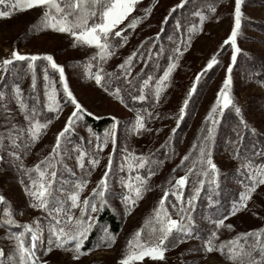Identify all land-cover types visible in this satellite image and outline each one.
Returning <instances> with one entry per match:
<instances>
[{"label": "rangeland", "instance_id": "1", "mask_svg": "<svg viewBox=\"0 0 264 264\" xmlns=\"http://www.w3.org/2000/svg\"><path fill=\"white\" fill-rule=\"evenodd\" d=\"M138 3H140L138 13L144 16L134 15L140 17L139 22L125 33L121 32V36L127 37L126 42L119 46L113 44L112 55L105 60H101L97 55L99 50L95 46L80 44L74 46V38L70 34L44 28L40 24L42 13L45 10L43 7H33L27 10L17 9L9 17H0V61L10 58L13 50L29 57L36 55L39 57L37 60H44L45 55H51L54 61L63 67L65 82L69 90L85 109L80 114L81 118L76 120L66 134V138L63 139L59 149L60 155L53 154L54 170L57 172L54 188L64 189L63 192L57 191L56 195L66 202V210H70L74 216H79L80 212L77 208L67 207L70 205V201H67V194L72 191L76 181L83 178L88 183L80 193L81 200L84 197L91 199L89 194L107 170L106 165L111 154V169L107 177L109 188L105 199L117 211L122 225V231L112 245L101 247V242L98 240L91 247L82 248L83 255H80L78 259L73 258L72 242H69L65 248L53 247L51 251H47L49 247L47 241L50 236L49 224L54 221L49 215V211L31 206L32 200L25 191V185L31 187L29 176L35 179L37 174L35 172L27 173L26 170L49 155L55 144L56 134L64 127L67 118L75 108L70 99L66 98L63 85H55V80L49 76L46 80L48 87H45V90L51 92L53 88L55 89L59 109L55 112L48 109L54 115L57 114L54 121L46 119L45 112L41 113L36 110V119L41 123H46L47 127L42 129L39 138L29 145V133L27 132L29 122L24 119V112L16 103L13 88L14 85L20 87L24 100L23 85L16 77L14 80L13 78L11 81L5 79L1 82V77L16 61L14 60L6 67L0 65V92L4 93V98L0 99V137H3L2 146H0V195L5 197V202H1L0 210V250H3L5 255L0 256V264H8V257L15 251V242L7 238L9 232L23 231L24 224L33 228L39 224L41 239L37 244L36 255L46 264H120V260L127 250L128 240L132 238L137 229L143 228L142 238L144 240L149 238L148 234L146 235L144 232L147 228L144 222L155 215L153 210L158 206L165 190H168L169 195L165 198L164 207L173 219H178L176 207L173 205H176L177 202L181 203L182 199L177 201L173 192H178L182 197V190L187 184V175L184 172L176 173L171 179L168 171L172 164L167 162V159L159 164L154 163V159L150 158V153L160 147L163 140L173 135L180 127L182 131L177 132L176 138L178 156L185 151L198 123L208 117V113L212 111V106L216 103L217 95L226 76H230L231 84L228 91L235 106L240 108V117L237 116L235 108L231 105L224 108L223 112L215 111L211 117V120L215 119L216 121L215 124L212 123L213 135H215L216 129L221 128L220 123H223L218 146L215 151L211 152L212 159L217 165L219 173L228 169L232 171L231 175L222 179L225 185L229 184V190L232 189L235 192L228 200L226 220L234 227L243 229L257 228L264 223V185L257 187L246 207L235 215H229L233 203L238 201L239 194L244 191L245 185L249 181L244 169L240 167L243 157L240 156L237 159L235 152L227 148V145L236 136V133L233 134L234 128L232 127H236L241 119L247 122L250 127L264 131V70L262 69V67L264 68V0H242L241 26L236 37L240 51L237 53L235 61H232L231 58V42L224 43L234 23V0H184L183 5L180 4V0H137L135 6ZM212 8H215V11H212ZM0 10H3L2 5H0ZM175 10L179 12L175 22L182 23L183 26L182 44L180 43L178 46L180 52L175 55L172 52L169 55L168 64L175 63L176 67L170 73L169 79L164 81L167 87L163 89L159 100L156 99L157 107L144 114L146 130L137 134L131 132L130 129L139 113L128 106L125 101L121 103L119 99L111 95L113 90L105 91V86L97 85L94 76L98 69L103 71L105 67L123 60L135 51L140 42L151 33L156 32L161 22ZM197 13L205 17L203 23ZM131 21L124 20L114 30L122 28L125 31L129 28L128 25ZM38 25L39 27H37ZM193 26L197 29L195 32L191 30ZM213 56L216 57L217 62L210 68L206 67ZM140 59L142 60L143 56ZM256 60L262 66L258 65ZM24 61L29 64L28 60ZM36 61H33L32 64ZM229 64L232 65L230 73L228 72ZM48 65L50 64L48 63ZM167 66L164 70L167 69ZM57 73L59 76L58 70ZM197 77L199 78L197 79ZM194 83L195 88L193 89ZM190 90L191 95L189 96ZM120 95L122 96L121 92ZM185 99L188 100L187 105L189 104L188 122L180 124L186 114L184 112L182 117L179 114V109L182 106L186 107L183 103ZM47 102L46 100V104ZM219 107L220 105L217 106V109ZM226 109L233 113L237 121L227 118ZM28 110L31 113L32 107ZM86 116L95 119L109 117L112 123L114 122L112 118L115 117L118 122L115 144L113 145L109 140L102 151L98 150L97 140H91L90 135H87V128L81 123V119ZM13 125L16 127L13 128ZM21 129L23 132L20 131ZM9 130L13 134L19 135L17 140L19 146L11 144L8 139ZM84 140L87 141L85 144H83ZM100 140L102 142L103 138ZM78 149L88 153L84 158L83 168L78 166L75 158ZM125 149L137 155L148 156V164L144 168L129 172L124 160ZM13 151L18 154L19 159L11 155ZM91 158L99 160L95 167L88 162ZM173 163H176V160ZM260 164H264V160ZM122 166H124L123 170ZM149 169L154 172V175L150 177L148 176ZM137 172L141 176L147 177L148 190L143 193L141 199L136 201L135 205H125L122 196L127 194V189L122 186L121 180H126L129 176L134 178ZM74 174L77 177L73 176ZM180 176H186L183 187L175 186V181ZM96 203L99 205L98 198ZM55 206L53 201L50 209ZM5 207L11 211L12 217L16 221L15 225L5 226L3 224L5 218L3 209ZM88 211L91 213L90 209ZM97 213L98 211L91 215L96 219ZM53 215H59L63 219L62 214L53 213ZM207 217L210 228L216 230L212 221L217 218H214L213 214H207ZM231 230L221 227L218 230L219 239L223 240L227 231ZM202 235V231L197 234L191 231L190 236L182 238V241L176 243L175 246L168 245L164 260H153L146 257L136 264H230L226 257L219 252L207 253L203 250L202 243L205 239L201 238ZM26 237L30 240V236L26 234ZM85 240L86 238L83 244Z\"/></svg>", "mask_w": 264, "mask_h": 264}, {"label": "snow or ice", "instance_id": "2", "mask_svg": "<svg viewBox=\"0 0 264 264\" xmlns=\"http://www.w3.org/2000/svg\"><path fill=\"white\" fill-rule=\"evenodd\" d=\"M136 3L137 0H0V5H11L7 10H0V17H9L12 12L17 9L27 10L33 7H43L45 10L42 13L40 24L44 28H51L60 33L70 34L74 38V46L76 44L95 46L99 50L97 55L101 60H105L112 55L111 49L113 45L111 43V36L115 35L116 37H121V32L123 31L122 28L116 31L113 30L117 29V26L128 17L129 13L133 11ZM183 3L184 0H180V4L183 5ZM241 4L242 0H234V23L229 36L224 41L225 44L231 42L232 61L236 60L237 53L240 51L236 43V37L241 26ZM211 10L215 11V8H212ZM197 14L200 15L201 23H203L205 17L200 13ZM139 20L140 17H136L128 26L135 27ZM37 27H39V25ZM191 30L195 32L197 29L193 26ZM126 40L127 37L124 36L121 38L120 42L123 43L126 42ZM175 51L180 52V48H177ZM134 55L135 53L127 57L124 63L118 65V67L125 69V71H130V68L127 66L131 64L132 56ZM38 58L39 57L36 55L30 57L21 55L13 50L10 54V58H5L3 61H0V65L6 67L14 60H28V67L29 69H32V62L36 61ZM43 59L46 60L53 69L59 71L60 82L63 85L64 94L66 98L70 99L75 110L67 118L64 127L56 134L55 144L49 155L42 161L33 165L32 168L26 170L27 173L35 172L37 178L33 179L29 176L31 187L26 184L25 191L32 200L31 206L49 211V215L52 216L54 221V223L49 224L50 236L47 241L49 246L47 251H51L53 247L65 248L69 242H72L71 251L74 254L73 258L78 259L80 255H83V241L95 222V218L91 213L99 211L107 203L105 199L106 192L109 188L107 177L109 176L111 169L112 157L110 154L108 157V164L106 165L107 170L97 182V186L91 190V193L89 194L91 199L89 197H84L83 200H81L80 193L88 183V181L83 178L77 180L72 187V191L67 194V201H70V205L67 207L77 208L80 212L79 216H74L70 210H66V202L56 195L57 191L63 192L64 189L61 188L57 190L54 188V180L57 176V172L54 170L53 154L60 155L59 149L63 139L66 138V134L75 124L76 120L81 118L80 114L83 113L85 109L69 90V87L65 82L63 67L57 64L51 55H45ZM216 62V57L213 56L208 61L206 67L210 68ZM175 67V63H169L167 69L164 70L163 75H161L156 81L154 96L157 100H159L163 89L167 87L164 81L169 79L170 73ZM231 68L232 65L229 64V73L231 72ZM107 75L109 77L112 76L111 73ZM198 78L199 77H197V79ZM94 79L97 85L104 86V75H102V70H97ZM151 79L152 77L149 76L143 81V84L139 89V95L132 96L133 100L143 101L146 99L145 86L149 85ZM45 80H48L47 75H45ZM35 84L36 77L35 74H33V88H35ZM230 84V76H226L223 81V86L217 95L216 103L213 104L212 111L208 113L206 119L213 117V113L217 110L223 112L224 108H227L230 105L235 108L236 113L239 115L240 108L235 106L228 91ZM45 87L47 88L48 85ZM13 88L16 103L19 105L20 110L24 112V119L29 122L27 132L29 133L28 143L30 145L39 138L42 129H45L47 124L41 123L36 119V110L34 107L32 108L31 113H29V110L24 103L20 87L14 85ZM192 88H195V83L192 85ZM105 91H108L107 87H105ZM120 92L121 89L117 87L110 94L123 103L124 100L120 95ZM45 95L48 101L46 107L53 112L57 111L59 109V102L55 95V89L53 88L51 92H46ZM188 95H191V90ZM3 98L4 93L0 92V99ZM183 103L184 105H187L188 100L185 99ZM218 105H220L219 109H217ZM184 112L185 108L182 106L179 109L181 117L184 115ZM89 115H91V113H89ZM112 119L114 122L109 129L105 130L103 141L101 142L100 137H96V147L98 150L102 151L103 147L107 145L109 140H111L113 145L115 144L118 122L115 117ZM212 123H216L215 119L212 120ZM240 124L244 125L245 128L247 127L243 119H241ZM15 127L16 126L13 125V128ZM142 130H146L145 117L142 114H137L130 131L139 134ZM20 131L23 132V129ZM252 131L254 132L255 130L252 129ZM9 133L8 139L11 144L19 146L17 145L19 135L13 134L11 130H9ZM207 133V136L204 137L205 143H202L199 147L200 155L198 160L200 164L204 166L202 168V174L205 176L211 175L209 183L212 185L217 183L219 170L212 159L211 149L208 145V142L211 141L214 134V129L209 127ZM2 140L3 137H0V146H2ZM239 142L240 135L237 133V140L234 142L237 146L235 150L237 159L240 158L238 150ZM77 151L78 154L75 157L77 164L79 167L83 168L84 158L88 153L79 149ZM124 151L126 152L124 160L129 172L134 169L144 168L149 162L148 156L144 154L137 155L134 152H128L127 149ZM11 155L19 159V156L15 151H13ZM184 159L187 160L188 156H185ZM88 162L95 167L99 163V160L91 158ZM195 166L196 164L194 162L193 167ZM21 167H23V165H21ZM123 167L124 166H122V170ZM240 167L245 170L249 183L245 185L244 191L239 194L238 201L233 203L229 215H235L242 208L246 207L257 187L259 185H264V164L257 165L251 159L244 158L241 161ZM68 170L71 171V169ZM188 171L191 172L192 168H189ZM88 175H90V173H88ZM152 175H154V172L149 169L148 176L150 177ZM185 182L186 176H180L176 179L175 186L183 187ZM21 183H24V181H21ZM199 183L203 184L204 181L200 180ZM121 184L127 189V194L122 196L125 205H135L136 201L141 199L143 193L148 190L147 177L141 176L138 172L134 178L129 176L126 180L122 179ZM199 191L200 189L198 187L194 189V194L188 200L189 206H193V201L196 199V194H198ZM168 195V190H165L164 196L161 197L158 206L153 210L155 215L146 219L144 222L145 225L149 226V238L144 240L142 238L143 228L137 229L133 233L132 238L128 240V247L120 260V264H136V262L143 261L146 257L162 261L165 259V252L167 251L169 244L175 246L176 243L182 241V238L191 235V225L190 223L185 222V217H187V221L189 222L192 220L191 214L187 209L181 206L177 212L179 218L173 219L168 210L164 207L165 198ZM173 195L176 196L177 201L182 199L178 192H173ZM97 198L99 200V205L96 203ZM53 201L56 206L50 209V205ZM0 202H5V197L2 195H0ZM173 207H176V205H173ZM89 209L91 210V213H89ZM3 212L5 213L3 224L5 226L15 225L16 221L13 219L9 208L5 207ZM53 213L62 214L63 219H61L59 215H53ZM180 213H184V215H180ZM226 219L227 217L223 216L222 218L212 221L216 230L210 232L209 237L203 241V250L207 253H212L214 251L219 252L222 256L226 257L230 264H264V228L257 231L238 233L230 240L220 242L218 245L215 243L218 239V230L221 227H227L229 230L234 227L231 224L225 225ZM23 229V231L9 232L8 234L7 238L15 242V251L8 257V264H46L45 261H41L36 255L37 244L41 239L39 224H37L35 228L28 224H24ZM104 233L105 235L101 237V241L115 242V235L110 233L107 228L104 229ZM174 233H180L182 236H175ZM26 234L30 236V240L27 239ZM170 236L173 237L171 240L169 239ZM4 255V251L0 250V256Z\"/></svg>", "mask_w": 264, "mask_h": 264}, {"label": "trees", "instance_id": "3", "mask_svg": "<svg viewBox=\"0 0 264 264\" xmlns=\"http://www.w3.org/2000/svg\"><path fill=\"white\" fill-rule=\"evenodd\" d=\"M138 3L133 11L129 13L128 17L125 21L130 22L132 19L136 18L135 14H139L138 12ZM11 6L2 5L3 10H7V8ZM140 8V7H139ZM179 12L177 10L174 11L170 16L168 15L161 25L158 27L156 32L151 33L149 36L145 37L140 44L137 46L136 50L129 54L127 57L135 53L132 56V62L128 68L130 71H125V69H121L118 65L123 64L125 57L123 60L116 61L115 63L105 67L102 71V75H104V86L109 90H114L119 87L121 89V94L125 103L130 106L133 110L138 112L139 114H146L152 111L157 107L156 98L154 96V89L157 78L162 74L163 70L166 68L169 62V55L173 52L174 55L177 53L175 50L179 48V44H182V36H183V26L182 23H176L175 20L178 16ZM140 15V14H139ZM143 17L144 15H140ZM127 22V23H128ZM122 31L125 33L127 30ZM115 31V30H113ZM121 37H116L115 35L111 36L112 45H120L122 44ZM124 43V42H123ZM143 56L141 60L140 57ZM258 58V57H257ZM258 62V60H256ZM258 65L259 62L257 63ZM262 66V65H261ZM261 70L260 68H258ZM264 70V68L262 67ZM31 71V72H29ZM30 73V75L28 74ZM111 73L112 76H108L107 74ZM33 74L36 77L35 88L32 85ZM8 75V77H7ZM45 75L50 76L54 81L55 85L60 86L61 82L59 80V76L56 69H53L45 60L39 59L33 64V68L29 69L28 64L24 60H16L11 65L10 68L5 72L4 76L1 77V82L11 81V79L16 77L20 81V84L23 85L24 93V101L26 106L30 109L31 107L35 108L39 112H45L46 119L55 120L56 115L52 112L48 111L46 107L47 97L45 95V85L47 84L45 80ZM9 76H11L9 78ZM30 76V78H29ZM149 76L152 79L149 81V85L145 86V95L146 99L143 101L133 100L132 96L139 95V89L143 84V81L147 79ZM264 76V75H263ZM28 78V79H26ZM63 98V97H61ZM60 98V99H61ZM188 108L189 104L185 107L186 114L181 119L180 124L187 123L188 120ZM227 118L232 119V121H237L232 112H229L226 109ZM225 115V114H224ZM239 116V115H237ZM240 117V116H239ZM81 123L84 127L87 128V135H90L91 140L96 137L103 138L106 129H109L112 120L109 117L95 119L91 116H86L81 119ZM247 127L238 123L234 128V133L236 136L232 139V141L227 145L228 149H231L235 152L236 144L234 143L237 140V133L240 135L239 142V153L242 156L241 160L244 158H249L255 162V164H260L264 160V131H258L255 127H250V125L245 122ZM222 124L220 123L221 128L216 129L215 135L212 136L211 141L208 142V145L212 151H215L218 146V140L220 139L222 133ZM212 127L211 117L206 119V117L201 120L193 133L190 144L182 152L181 155L178 156V149L176 148V138L177 132L182 131V128H178V130L170 135V137H166L163 140V144L157 149L153 150L150 153V158L154 159V163L164 162L167 159V162L172 164L169 168V176L172 179L174 174L184 172L187 175V184L185 188L182 190V201L177 202L176 204V214L178 209L182 206L188 210L191 214L192 220L187 221V217H185V222L190 223L192 233L203 232L201 238L207 239L209 237L210 232L213 230L210 228V224L208 221L207 214H213L214 218H222L223 216H227L228 214V206H229V197L235 194L232 189L229 190V184L225 185L222 182L223 177H227L232 174L230 169L222 170L221 173L218 174L217 183L210 185L209 181L211 179V175L205 176L202 174L203 165L200 164L198 157L199 147L202 143H205L204 137L207 136V129ZM252 129L255 131L253 132ZM87 141H83L85 144ZM188 156V159L185 160L184 157ZM176 160V163H173ZM195 162L196 166L193 167V163ZM192 168V171L189 172L188 169ZM245 172V170H244ZM73 176L77 177L76 174ZM74 177V178H75ZM203 180L204 183L200 184L199 181ZM223 185V186H222ZM226 187H225V186ZM199 188L200 191L196 194V199L193 201V206H189L188 200L194 194V189ZM173 197V196H171ZM211 198V199H210ZM2 203L0 202V210ZM180 215H184V213H180ZM178 216V215H177ZM230 224L228 220H225V225ZM107 228L110 233L115 235V240L117 236L122 231L121 221L118 217L117 211L107 202L103 208H101L96 216L95 222L93 224L92 229L89 231L88 236L83 244L82 248H89L94 242L100 240L101 247H108L112 245L111 242L101 241V237L105 235L104 229ZM225 228V227H223ZM261 228H264V223L257 228H238L234 227L231 231H227V235L224 236L223 240L218 239L215 243H220L223 241H227L235 237L238 233L257 231ZM228 229V228H227ZM149 226H147L146 235L148 234ZM175 236H182L180 233H174ZM173 237L170 236L171 240Z\"/></svg>", "mask_w": 264, "mask_h": 264}]
</instances>
